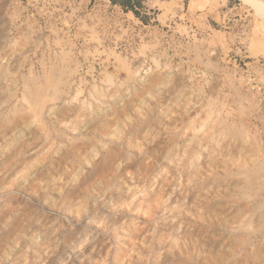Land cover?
Masks as SVG:
<instances>
[{
	"label": "rangeland",
	"instance_id": "obj_1",
	"mask_svg": "<svg viewBox=\"0 0 264 264\" xmlns=\"http://www.w3.org/2000/svg\"><path fill=\"white\" fill-rule=\"evenodd\" d=\"M0 0V264H264V0Z\"/></svg>",
	"mask_w": 264,
	"mask_h": 264
},
{
	"label": "trees",
	"instance_id": "obj_2",
	"mask_svg": "<svg viewBox=\"0 0 264 264\" xmlns=\"http://www.w3.org/2000/svg\"><path fill=\"white\" fill-rule=\"evenodd\" d=\"M109 2L112 5L119 6L126 12H131L135 17H138L142 21H147L149 18L145 11V0H109Z\"/></svg>",
	"mask_w": 264,
	"mask_h": 264
},
{
	"label": "crops",
	"instance_id": "obj_3",
	"mask_svg": "<svg viewBox=\"0 0 264 264\" xmlns=\"http://www.w3.org/2000/svg\"><path fill=\"white\" fill-rule=\"evenodd\" d=\"M147 1H151L153 4H159V3L167 2L168 0H147Z\"/></svg>",
	"mask_w": 264,
	"mask_h": 264
},
{
	"label": "bare ground",
	"instance_id": "obj_4",
	"mask_svg": "<svg viewBox=\"0 0 264 264\" xmlns=\"http://www.w3.org/2000/svg\"><path fill=\"white\" fill-rule=\"evenodd\" d=\"M168 1H170V0H168ZM245 1H248V2H250V0H245Z\"/></svg>",
	"mask_w": 264,
	"mask_h": 264
}]
</instances>
